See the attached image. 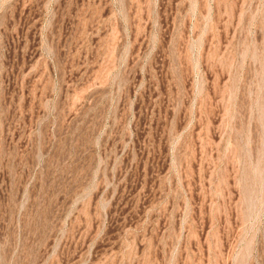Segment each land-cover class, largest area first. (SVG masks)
<instances>
[{
	"label": "rangeland",
	"instance_id": "1",
	"mask_svg": "<svg viewBox=\"0 0 264 264\" xmlns=\"http://www.w3.org/2000/svg\"><path fill=\"white\" fill-rule=\"evenodd\" d=\"M0 264H264V0H0Z\"/></svg>",
	"mask_w": 264,
	"mask_h": 264
}]
</instances>
